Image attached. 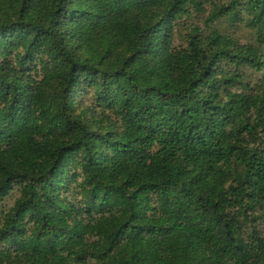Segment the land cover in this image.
<instances>
[{"label":"trees","instance_id":"obj_1","mask_svg":"<svg viewBox=\"0 0 264 264\" xmlns=\"http://www.w3.org/2000/svg\"><path fill=\"white\" fill-rule=\"evenodd\" d=\"M0 264H264V0H0Z\"/></svg>","mask_w":264,"mask_h":264},{"label":"rangeland","instance_id":"obj_2","mask_svg":"<svg viewBox=\"0 0 264 264\" xmlns=\"http://www.w3.org/2000/svg\"><path fill=\"white\" fill-rule=\"evenodd\" d=\"M208 15H206L207 17ZM201 21V22H200ZM193 23L198 24L200 23L201 26H205L206 25V18L205 16L203 17V20H199L197 17L193 18L192 20ZM215 27L219 28L220 30L223 31V33H230L233 34L239 38L246 39L248 37H250L251 33L244 27L240 26L238 28H236L235 26H233L232 22L230 21H220V22H216L215 24H213ZM10 201H8L9 204Z\"/></svg>","mask_w":264,"mask_h":264}]
</instances>
